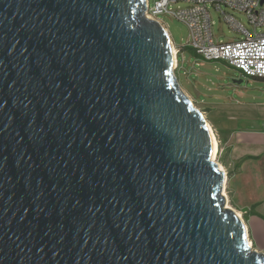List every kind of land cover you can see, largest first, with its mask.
<instances>
[{
	"label": "water",
	"instance_id": "water-1",
	"mask_svg": "<svg viewBox=\"0 0 264 264\" xmlns=\"http://www.w3.org/2000/svg\"><path fill=\"white\" fill-rule=\"evenodd\" d=\"M148 2L0 0V264H264Z\"/></svg>",
	"mask_w": 264,
	"mask_h": 264
},
{
	"label": "built area",
	"instance_id": "built-area-1",
	"mask_svg": "<svg viewBox=\"0 0 264 264\" xmlns=\"http://www.w3.org/2000/svg\"><path fill=\"white\" fill-rule=\"evenodd\" d=\"M148 3V16L159 20L167 30L169 27L160 15L177 18L188 27V47L199 57L225 61L240 70L244 77L264 78V31L259 29L264 27L263 0H155L153 5ZM212 9L219 12L240 37L216 39ZM230 10L244 14L253 29Z\"/></svg>",
	"mask_w": 264,
	"mask_h": 264
},
{
	"label": "crops",
	"instance_id": "crops-1",
	"mask_svg": "<svg viewBox=\"0 0 264 264\" xmlns=\"http://www.w3.org/2000/svg\"><path fill=\"white\" fill-rule=\"evenodd\" d=\"M215 62L230 66L222 60ZM201 73L207 78V72ZM240 96L227 95L211 103L213 124L225 135V144L237 164L227 184L233 205L247 214L245 222L253 244L264 251V92H242Z\"/></svg>",
	"mask_w": 264,
	"mask_h": 264
},
{
	"label": "rangeland",
	"instance_id": "rangeland-1",
	"mask_svg": "<svg viewBox=\"0 0 264 264\" xmlns=\"http://www.w3.org/2000/svg\"><path fill=\"white\" fill-rule=\"evenodd\" d=\"M149 2L153 5L155 0H149ZM230 11L241 19L248 28L253 29L244 14L234 10ZM212 14L215 20L214 34L216 39L217 36H220V38L224 41L232 39L235 36L240 37V34L231 28L224 19H222L219 12L212 9ZM160 19L169 27L177 50L179 48H184L181 53L179 49L177 54V57L180 55L178 57L179 61L177 62L176 68L178 81L181 88L193 101L194 105L205 115L207 122L211 125L219 145L216 160L223 167L226 175L230 177L237 169V164L232 160L230 149L227 144H225V135L223 133H219V131L214 127L213 108L211 107V103L216 102L219 98L223 99L224 96L227 95L236 96L241 99L242 97L240 95L242 92H251L253 94L263 93L264 80L244 77L242 76L240 70L226 65L224 62L204 60L192 52V50L188 47L189 30L182 21L164 14L160 15ZM259 29L264 31V27H260ZM181 62H183V64ZM201 72H207V78L205 75H202ZM237 78H244L245 81L241 84H236L233 82V79ZM235 88L240 89L242 92L236 91ZM225 191L227 195V203L230 205L229 207L236 209L233 205L232 195L228 187ZM238 212L241 214L244 221L247 222V214L240 211ZM251 238L252 237L250 235V239ZM252 240L253 238L251 241ZM254 248L259 251H263L256 244Z\"/></svg>",
	"mask_w": 264,
	"mask_h": 264
},
{
	"label": "bare ground",
	"instance_id": "bare-ground-1",
	"mask_svg": "<svg viewBox=\"0 0 264 264\" xmlns=\"http://www.w3.org/2000/svg\"><path fill=\"white\" fill-rule=\"evenodd\" d=\"M167 32L169 33V35H170V32H169V30H167ZM170 37H171V35H170ZM171 40H172V37H171ZM172 48H173V53H174V56H175V62H177V48H176V46L174 45V42H173V40H172ZM207 124H208V128H209V130H210V132H211V136H212V139H213V158L215 159V161L217 162V158H216V156H217V153H218V150H219V145H218V140H217V137H216V135H215V133H214V131L212 130V127H211V125L207 122ZM219 164V163H218ZM219 166L221 167V169L224 171V169H223V167L219 164ZM224 173H225V171H224ZM225 175H226V173H225ZM226 179H227V175H226ZM225 189H226V184H225ZM225 189H224V194L226 195V191H225ZM227 196V195H226ZM230 205H229V203H227L226 202V207H229ZM237 211V210H236ZM237 213L239 214V216H241V214L237 211ZM242 218V217H241ZM243 219V218H242ZM243 221H244V219H243ZM244 223H245V226H246V229H247V235H248V243H249V245L251 246V248H254V244L252 243V241H251V239H250V235H249V231H248V227H247V224H246V222L244 221Z\"/></svg>",
	"mask_w": 264,
	"mask_h": 264
},
{
	"label": "trees",
	"instance_id": "trees-1",
	"mask_svg": "<svg viewBox=\"0 0 264 264\" xmlns=\"http://www.w3.org/2000/svg\"><path fill=\"white\" fill-rule=\"evenodd\" d=\"M190 48V47H189ZM191 49V48H190ZM184 50V48H180V53L182 52ZM192 50V52H194L193 51V49H191ZM195 53V52H194ZM196 54V53H195ZM180 56V55H179Z\"/></svg>",
	"mask_w": 264,
	"mask_h": 264
}]
</instances>
